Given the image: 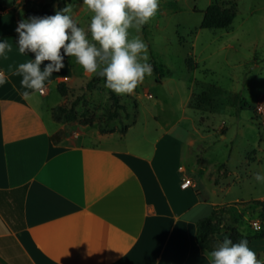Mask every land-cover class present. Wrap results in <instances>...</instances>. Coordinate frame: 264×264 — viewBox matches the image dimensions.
Segmentation results:
<instances>
[{
  "label": "crops",
  "instance_id": "0c3cea01",
  "mask_svg": "<svg viewBox=\"0 0 264 264\" xmlns=\"http://www.w3.org/2000/svg\"><path fill=\"white\" fill-rule=\"evenodd\" d=\"M20 20L19 13L0 15V39L13 43L0 59V264H210L198 222L225 206L227 217L229 204L214 201L221 184L213 168L185 162V146L195 141L177 125L157 124L158 138L146 146L147 138L128 141L130 128L124 136L94 135L55 121L47 98L58 82L76 81L73 57L46 94L23 98L14 71L34 55L15 45ZM202 174L211 189L201 185ZM185 179L193 185L182 188ZM249 247L264 261V238Z\"/></svg>",
  "mask_w": 264,
  "mask_h": 264
},
{
  "label": "rangeland",
  "instance_id": "374dc122",
  "mask_svg": "<svg viewBox=\"0 0 264 264\" xmlns=\"http://www.w3.org/2000/svg\"><path fill=\"white\" fill-rule=\"evenodd\" d=\"M50 1L0 0V8L26 19ZM68 3L87 30L92 13L82 0H58L54 14ZM214 3L236 8L231 28H202L204 13ZM129 32V38L147 44L153 72L133 93L118 95L125 109L116 106L103 77L86 74L74 57L76 81L64 97L53 88L50 105H75L79 118L69 124L94 135L105 129L124 136L129 127L132 144L147 138L148 146L157 139V124L177 125L178 134L195 141L185 146V162L213 168L221 184L214 201L229 204L227 226L245 235L264 232V183L255 179L264 174V114L257 112L264 102V0H160L156 16L140 31ZM109 109L119 110L120 118L108 125ZM47 118L52 127L59 126ZM66 132L74 137L71 128ZM199 178L204 187H213L203 174ZM222 233L219 243L230 237L226 229Z\"/></svg>",
  "mask_w": 264,
  "mask_h": 264
},
{
  "label": "clouds",
  "instance_id": "9594fccd",
  "mask_svg": "<svg viewBox=\"0 0 264 264\" xmlns=\"http://www.w3.org/2000/svg\"><path fill=\"white\" fill-rule=\"evenodd\" d=\"M160 0H82L92 13L88 29L72 16L68 3L54 15L31 16L17 22L15 45L22 55L34 58L19 63L14 74L21 76V92L28 99L43 93L54 73L65 68V57H74L86 74L99 75L105 87L117 95L131 94L151 75L153 68L147 44L130 37V29L140 31L157 14ZM13 43L0 39V59H7ZM47 61L48 63H44ZM43 65V68H42ZM6 80L0 77V86ZM255 179L264 183V174ZM210 264H264L244 238L234 243L227 236L207 253Z\"/></svg>",
  "mask_w": 264,
  "mask_h": 264
},
{
  "label": "trees",
  "instance_id": "16d2710c",
  "mask_svg": "<svg viewBox=\"0 0 264 264\" xmlns=\"http://www.w3.org/2000/svg\"><path fill=\"white\" fill-rule=\"evenodd\" d=\"M58 2V0H51L49 3H40L39 11L36 16H45V15H54V5ZM236 8L234 7H223L218 3L212 4L204 13V20L202 23L203 29H229L231 28L235 18H236ZM101 76L98 75V79ZM104 79V78H103ZM105 82V80H104ZM92 83L89 85L91 86ZM69 84L67 82H58L57 90L61 94L62 97L66 96L69 91ZM111 98L115 101L116 106L119 109H125L123 105H120V97L109 90ZM53 118L55 121L62 123H73L78 120L79 114L77 112L76 106H68V105H60L53 109L52 111ZM86 116V114H85ZM105 122L109 125L113 121L120 118L119 110L112 111L109 109L106 112ZM92 121H84V124H90ZM129 127L124 129V133L128 131ZM102 134L106 133H114V130H100ZM53 140L58 142L59 135H54ZM259 204H263V202L256 201ZM226 206L218 209L214 212L213 216L208 219H203L198 222V232H197V241L207 252H211L214 250L219 244V236L226 229L230 233V239L233 240L234 243L239 242L241 239L246 238L248 241L252 239H263L264 232L258 233L251 236H246L235 226H227L225 225L224 213L226 210Z\"/></svg>",
  "mask_w": 264,
  "mask_h": 264
},
{
  "label": "built area",
  "instance_id": "2783aa9c",
  "mask_svg": "<svg viewBox=\"0 0 264 264\" xmlns=\"http://www.w3.org/2000/svg\"><path fill=\"white\" fill-rule=\"evenodd\" d=\"M3 14V10L2 9H0V15H2ZM0 77H2V78H4V72H3V70H2V68H1V65H0ZM46 90H44V92L42 93V94H46ZM152 96H150V98H151ZM257 112H258V114L259 115H263L264 114V102L263 103H261L258 107H257ZM193 184H192V181L190 180V179H185L184 181H183V183H182V188H187V187H190V186H192Z\"/></svg>",
  "mask_w": 264,
  "mask_h": 264
}]
</instances>
